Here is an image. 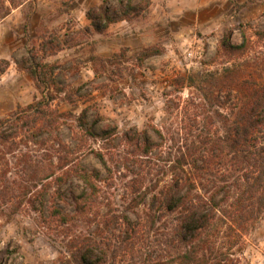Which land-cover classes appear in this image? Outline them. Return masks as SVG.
I'll return each instance as SVG.
<instances>
[{"label":"trees","instance_id":"obj_1","mask_svg":"<svg viewBox=\"0 0 264 264\" xmlns=\"http://www.w3.org/2000/svg\"><path fill=\"white\" fill-rule=\"evenodd\" d=\"M7 1L5 6L6 0H0V17L17 4ZM149 2L127 0L111 11L104 1L86 15L102 32L145 10ZM255 34L264 39V31ZM249 42L243 33L240 44H231L228 35L220 44L233 55L245 53ZM161 52L160 47L143 48L137 54L139 66ZM23 69L40 98L0 118V144L24 129L46 147L45 163L36 169L39 180H45L36 194L40 202L55 184L71 177L81 182L80 193L72 195V213L56 206L48 215L39 213L42 225L61 238L69 263L237 264L235 247L264 215V85L242 77L235 64L224 65L186 77V85L183 79L178 91L185 86L195 92L179 97L171 107L176 115L159 127L118 133L110 126L95 133L79 117L82 134L76 149L90 138L101 144L90 151L102 169H89L59 136L66 119L53 105L54 93L64 90L54 76L55 65ZM121 181L125 197L118 203L111 188Z\"/></svg>","mask_w":264,"mask_h":264},{"label":"rangeland","instance_id":"obj_2","mask_svg":"<svg viewBox=\"0 0 264 264\" xmlns=\"http://www.w3.org/2000/svg\"><path fill=\"white\" fill-rule=\"evenodd\" d=\"M13 1L16 6L0 17V118L40 98L23 68L54 64V76L64 88L54 93L53 102L66 119L59 136L75 151L73 158L89 169H102L90 151L101 144L90 138L76 149L82 134L79 117L95 133L110 126L118 133L141 131L149 124L159 127L176 115L171 107L179 97L195 92L185 86L178 91L183 79L186 85V77L224 65L235 64L242 77L264 85V39L255 34L264 31V0H149L145 10L102 32L92 27L86 12L104 1L115 11L127 0ZM243 33L250 41L245 53L222 50V38L228 35L236 45ZM197 45L203 48L201 55L187 57L185 49L195 51ZM149 46L162 52L139 66L137 54ZM30 137L23 129L16 139L0 144V264H71L61 238L42 225L39 213L48 215L53 206L72 213V195L80 193L82 184L75 177L55 184L41 203L36 194L45 180H39L36 169L49 152ZM38 138L43 141L44 136ZM111 192L122 203L124 181ZM235 249L237 264H264V215Z\"/></svg>","mask_w":264,"mask_h":264},{"label":"built area","instance_id":"obj_3","mask_svg":"<svg viewBox=\"0 0 264 264\" xmlns=\"http://www.w3.org/2000/svg\"><path fill=\"white\" fill-rule=\"evenodd\" d=\"M203 51V48L201 45H197L196 46V50L193 51V49H191V47H188L185 49L184 53L187 57H199L201 55V52Z\"/></svg>","mask_w":264,"mask_h":264}]
</instances>
